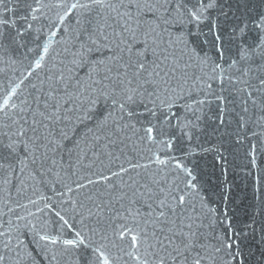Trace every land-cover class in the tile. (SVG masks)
I'll return each mask as SVG.
<instances>
[{
  "label": "snow or ice",
  "instance_id": "obj_1",
  "mask_svg": "<svg viewBox=\"0 0 264 264\" xmlns=\"http://www.w3.org/2000/svg\"><path fill=\"white\" fill-rule=\"evenodd\" d=\"M0 264H264V0H0Z\"/></svg>",
  "mask_w": 264,
  "mask_h": 264
}]
</instances>
